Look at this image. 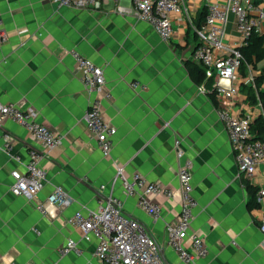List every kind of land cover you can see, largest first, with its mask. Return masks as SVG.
<instances>
[{
	"label": "crops",
	"instance_id": "crops-1",
	"mask_svg": "<svg viewBox=\"0 0 264 264\" xmlns=\"http://www.w3.org/2000/svg\"><path fill=\"white\" fill-rule=\"evenodd\" d=\"M187 1L195 22L200 13L206 14L203 0ZM0 10L8 34L0 43V102L35 109L38 121L61 138L47 150L16 122L3 121L1 128L13 136L14 149L0 150V264H97L95 240H84L71 218L98 206L99 187L106 185L108 194L119 166L128 176L139 173L174 191L173 199L151 196L162 207L160 219L154 220L137 206L136 198L124 196L120 183L114 185L125 211L147 226L167 264H186L169 247L166 230L181 208L176 139L194 163L198 206L192 231L209 248L208 256L195 264H264L257 200L264 189V161L250 179L238 171L217 114L219 101L214 103L186 68L199 43L186 20L174 23V36L163 41L137 18L132 0H102L97 10L59 8L52 0H0ZM225 39L240 40L233 15ZM72 49L104 69L105 90L112 99H102V112L117 129L108 155L88 130L85 116L95 95L84 88L69 55ZM261 68L258 63L239 72L233 105L236 114L252 120L263 109L249 104L247 89H255ZM134 82L140 83L138 90L132 89ZM260 89L264 91V81ZM31 149L43 153L41 167L47 173L44 188L32 200L11 193V173L24 170ZM244 180L255 190L253 206ZM56 187L67 193L70 205L43 209ZM69 239L78 243L81 255H60Z\"/></svg>",
	"mask_w": 264,
	"mask_h": 264
},
{
	"label": "built area",
	"instance_id": "built-area-1",
	"mask_svg": "<svg viewBox=\"0 0 264 264\" xmlns=\"http://www.w3.org/2000/svg\"><path fill=\"white\" fill-rule=\"evenodd\" d=\"M59 8L100 9L102 0H52ZM135 15L148 23L163 41L174 36V23L187 21L199 41L192 50L191 59L205 71L206 79H211L220 107L217 114L221 120L234 152L238 171L245 179L253 177L257 167L264 161V141L255 140L250 125L252 118L233 111L235 98L239 95V72L244 56L242 48L247 46L253 34L264 32V0H203L206 14L197 25L196 15L187 0H132ZM230 15L234 16L240 40L226 41V26ZM3 14L0 10V43L8 39L4 29ZM84 88L95 98L90 102L85 120L91 137L104 155L110 154L117 129L103 116L102 99H112L105 90L104 69L85 57L76 49L69 51ZM138 90L140 83L131 84ZM203 87V86H202ZM203 89H205L203 87ZM206 91V90H205ZM4 120H12L28 131L44 149L50 150L61 143V138L51 128L38 121V113L33 108H22L17 103L0 102V150L12 152L14 138L3 130ZM174 149L181 161L178 168L181 208L177 221L167 225L168 245L186 264H195L209 254L203 237L192 231V223L198 203L194 197V163L185 157L182 141L176 139ZM44 155L31 149L28 152L24 170H13L11 193L35 199L44 188L47 173L41 167ZM120 183L124 196L136 198L137 206L152 219L158 220L162 207L151 196L174 198V191L145 176L134 173L128 176L124 166L117 167L111 190L101 185L98 189V206L88 211H77L71 223L77 227L86 241L95 240L97 264H167L161 248L151 237L147 226L129 215L124 208V200L114 194V185ZM260 204L259 229L264 233V189L258 193ZM71 203L67 193L56 187L47 198L43 209L49 205L59 208ZM70 253L81 255L83 251L73 239H69L60 249V255Z\"/></svg>",
	"mask_w": 264,
	"mask_h": 264
},
{
	"label": "trees",
	"instance_id": "trees-1",
	"mask_svg": "<svg viewBox=\"0 0 264 264\" xmlns=\"http://www.w3.org/2000/svg\"><path fill=\"white\" fill-rule=\"evenodd\" d=\"M205 12L199 14L196 24L199 25L203 20ZM244 61L241 64L240 71L245 72L248 65L252 68H256L257 64H262L261 74L255 79V89L248 87V99L250 105H260L263 109V114L252 120L250 125L253 138L255 140L264 141V91L260 89L261 84L264 81V32L253 34L249 40L247 46L242 48ZM186 68L190 74L191 79L199 86H203L210 97L216 103V91L213 88V82L211 79H206L204 69L194 61H188ZM251 194L250 206H253L252 197L255 196V190L248 184L246 180L243 181Z\"/></svg>",
	"mask_w": 264,
	"mask_h": 264
}]
</instances>
